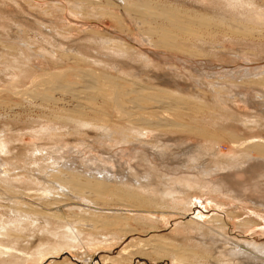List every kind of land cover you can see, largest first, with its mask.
<instances>
[{
	"label": "rangeland",
	"instance_id": "1",
	"mask_svg": "<svg viewBox=\"0 0 264 264\" xmlns=\"http://www.w3.org/2000/svg\"><path fill=\"white\" fill-rule=\"evenodd\" d=\"M115 1L0 0V139L3 140L0 142L6 143L4 145L7 146L5 152H0L3 162L2 166L0 164V246L6 243L3 235L12 228L7 219L15 218L19 211L27 209L30 213L15 219L16 224L64 228L63 225L68 223L71 224L75 236L73 247L65 249L62 245L50 241L45 232L27 236L24 231H16L14 236L23 239L30 237L27 249L34 248L37 254H43L38 264H219L218 259L223 264L226 259V256L222 255L223 246L217 252L205 249L206 244L202 243L201 235H198L199 232L193 223H201L204 231L212 228V232L216 233L221 229L220 232H226L236 241L247 239L262 243L263 208L256 207L259 209L257 210L252 204H243L239 210H233L237 205L233 198L211 194L207 186L204 188L205 195L197 197L192 208L181 203L175 205L170 200H162L158 196L152 197V200L162 203L147 204L144 200L150 201V195H159L156 189H133L140 197L131 194L130 197L126 187L119 189L117 184L107 180L109 184L106 187L92 192L88 187L95 183L83 175L76 178L77 184L74 188H67L49 174L28 168L22 162L36 146L41 149L42 154H38L41 161L54 159L59 162L55 163L53 160L54 163L52 162L48 170L52 167H63L62 162L66 163V160L82 161V156L88 153L98 156L100 150H117V142L110 139L116 133L113 132L114 127L129 124L143 127L142 120L138 117L143 109L138 111L130 108L134 113L132 122L124 115H119L113 107H109V103L105 104L106 109L101 110L103 96L108 97L106 95L112 94L114 88L123 98L128 91L131 92L141 84L151 87L147 94H152L153 91L158 95L168 96L167 99L173 102L174 110L178 106V115L183 113L192 117L191 122L183 121V124H186L184 131H167V138L161 140L163 150L179 153L183 146L199 144L204 150H216V163L226 161L232 153L238 160L240 158V163H244L241 160L245 157L238 153L247 149L253 157L259 154V151L247 148L249 145L246 143L255 135L261 134L264 137V131H253V125L248 119L252 118L250 116H253L254 111L264 115V109H259V106H256L259 110L251 106L249 109L248 105L241 101L223 102L219 99L221 95L229 99L234 97L228 94L230 97L226 96L227 83L221 85L224 81H234L222 75L223 71L240 72L245 67L264 65V23H261L264 21V0H130L129 3L139 5L138 9L133 6V10H138L139 14L131 10L130 16L123 11L127 4L123 5L122 0L117 3ZM134 13L139 19L134 18ZM176 18L180 19L181 23H178ZM144 20H147L146 24L152 23L149 25L155 27L164 21L162 29L170 30L172 35L178 37L175 38L178 41H188L184 45H196H191L192 48L201 45L199 40L206 41V45L202 43V46H206L205 53L209 52L210 56H201L197 50H193V60L186 54L156 47V35H150L151 42L148 40L147 43L142 39V35L140 36ZM102 38L112 44L108 41L105 43ZM175 39L172 41L178 43ZM180 41L178 44L182 45ZM20 47H25L27 51ZM157 52L160 53L159 56L155 55ZM78 54L85 58H82L84 63L80 61L82 56ZM168 55V58L172 56L173 59H168ZM86 58L90 59L89 63ZM178 58L179 61L175 60ZM197 59L205 62L203 66L207 69L216 71V81L222 79V82L217 83V87L224 86V92L220 88L222 91L216 93L210 86H205V83L200 86L193 81L188 72L191 71L188 68L189 61L194 64ZM94 60H97L96 63ZM186 61L189 63L185 66ZM78 62L79 67H91L99 73L104 71L107 76L93 82H78L74 77L68 76L69 68L76 66ZM166 72L169 76H164ZM136 73L141 75H136L140 84L128 77ZM237 81L235 82L240 84L239 80ZM86 83H91L92 88L86 90ZM247 84L253 85L250 82ZM210 92L214 93L213 96ZM83 94L91 97L92 103L88 102ZM155 105H151L150 110L157 109ZM75 108L82 110L87 121L93 119L98 124L105 123L113 128L110 129L112 136H106L109 140H105L103 135H98L96 128H85L86 130L72 133L70 130L77 122L67 123V119H78L76 113V116L71 118ZM67 125L71 126L68 132L65 130ZM146 137L157 140V137L152 135ZM244 140L246 143L243 144ZM69 145L73 148L68 149ZM124 148L129 150L130 145ZM7 154L12 161L8 159ZM209 160L212 162V158ZM31 171L41 177V185L38 187L42 189H25L24 192L20 188H25V182L29 178L27 173L32 174ZM17 174L25 177L23 180L21 177L12 178ZM10 178L15 179L12 184L7 182ZM49 187V191H43ZM159 187L165 188L161 184ZM250 194L254 196L256 193L250 190L247 195ZM217 201L221 204L224 202L225 209L216 208L214 202ZM16 204L19 207H16ZM229 205H232L233 209L229 208ZM229 209L231 215L226 211ZM215 216L221 221H215ZM48 219L51 222L47 221ZM220 222L224 224L220 226ZM208 237L206 236L207 240L211 242L210 236ZM8 244H23L24 247V240L13 244L9 239ZM11 245L8 246L14 250ZM50 250L53 252L48 257ZM7 258L8 255L1 253L0 264H11L7 262ZM35 258L33 259L36 261ZM31 260L24 264H35ZM226 263L229 264L227 261Z\"/></svg>",
	"mask_w": 264,
	"mask_h": 264
},
{
	"label": "bare ground",
	"instance_id": "2",
	"mask_svg": "<svg viewBox=\"0 0 264 264\" xmlns=\"http://www.w3.org/2000/svg\"><path fill=\"white\" fill-rule=\"evenodd\" d=\"M113 1H115V0H113ZM122 1H123V5L127 4V6L123 9V11H125V13L128 14L129 16L131 15V10L135 9V8H133L134 5H135L134 7H136L137 9L139 8V5H136L137 3H129L128 1H130V0H122ZM117 2H118V0H117ZM132 12L138 13V10H133ZM223 13H225V12H223ZM134 15H135V13H134ZM138 17H136V15H135L134 18H138ZM144 21H145V23L142 22V24L144 23L143 24L144 26H141L142 34H140V36L142 35V39L144 41H146L147 43H148L150 35H156L157 36L156 37L157 41H156V45H155L156 47H163V48L170 50V51H176V52H180L182 54H186L187 57L189 56V58H191L193 60L195 58V56L192 54L193 50H197L199 52V55H201V56H203L205 54L208 55L209 52L205 53V51H206L205 47L206 46L205 47L202 46L203 44L206 45L204 43L206 41L203 40V42H202V40H199L201 45L199 44L200 46H197V48H192V46L196 47V45L194 46V45H192L193 43L190 44V42H189L190 45H186V44L184 45V43H188V41L183 43V41L179 40L180 43L181 42L183 43L182 45H180V44H178L179 43L178 39L177 40L175 39L178 37L172 35V32L170 30L162 29L161 26L165 23L164 21H162L163 23L157 24L156 27L153 25L152 26L149 25L152 23L147 22V24H146L147 20H144ZM176 21L178 23H181V20L178 18H176ZM261 23H264V21ZM138 28H140V27H138ZM111 39H109V40H111ZM172 39H175L174 41H178V43L177 42L174 43L172 41ZM102 41H104V42L106 41L105 43H107L108 40L106 38H104ZM154 42L155 41H153V43ZM27 43H29V42H27ZM109 43H111V41ZM113 43H115V42H113ZM153 43H151V44L153 45ZM109 46H110V44H109ZM113 46H115V45L113 44ZM20 48H22V47H20ZM24 48L25 47H23L22 49L26 50V48L25 49ZM78 52L79 51H77V53ZM173 53H175V52H173ZM161 54H163V53H161ZM155 55L159 56L160 53L157 52V54H155ZM126 56H127V54H126ZM135 56H138V55H135ZM208 56H210V54ZM146 57L148 58V60L150 59L148 56H146ZM168 57H169V55L167 56V58ZM82 58H83V56L81 57V59ZM81 59H80V61H83V59H85V58H83L82 60ZM168 59H173V57L171 56V58H168ZM77 60H79V59L77 58ZM89 60L87 59L88 63H89ZM175 60L179 61V58L175 59ZM96 61L97 60H94L95 63H96ZM79 62L76 66L73 65L72 67L69 68V74H68V76H71V77H74L75 79H77L78 82H80V81L93 82V80H95V79H99L101 77L107 76L106 72H104V71L99 73L98 71L94 70L91 67L87 68L84 66L85 67L84 68V67H82V65L79 67V64H80ZM84 62L85 61H83V63ZM148 62H150V61H148ZM189 62H190V65H189V67L188 66L187 67L190 68L191 71H188V72L192 75L191 77L193 78V81L196 82V84L198 83V85L201 86V84L205 83L204 84L205 86L206 85L210 86L211 90L216 91V93H217V91L220 92L221 89L224 92V90H225L223 88L224 86L223 87H221V86L217 87V83L222 82V79L219 78L216 81V71L214 69H207L206 67H204L203 63H205V62L201 61L200 59L195 60L194 64H192V61H189ZM189 62L186 61L184 63V65L186 66V63H189ZM118 67L116 68V70H118ZM170 69H172V68H170ZM187 70H189V69H187ZM231 71L232 70L223 71L222 75H224L226 77H230L234 81H232V80H230L229 82L224 81L223 83H221V85L222 84L225 85V83H227L228 88L226 87V90H225V92L227 91L226 96L230 97L228 95H232V96L234 95V97H233V99L232 98L229 99V98H225L221 95V99H219V100H222L223 102L226 100L233 101V102L234 101L235 102L241 101L244 104H246V106L248 105V107L251 106L253 108V107L259 106V109L260 108L264 109V65L245 67L240 72H236V71L231 72ZM167 72L164 74V76L168 75ZM185 72H187V71L185 70ZM169 74H170V72H169ZM136 75L139 77L141 76L138 73H136L135 75L131 74V75H129V76L127 75V76L129 78L132 77V79L137 80V83L140 84V81L137 79ZM186 75H187V73H186ZM237 80H239L240 84L235 82ZM247 82L253 83V85L247 84ZM84 86L87 90V88L88 89L92 88L93 85L91 83H89V84L86 83ZM149 88H151V87H146V86H143L141 84L138 87H136V89H133L131 91L132 93L128 91L130 94L127 92L124 95V97H126V99H124V97L122 98L120 96L119 91H116V89L113 88L112 94H107L106 96H108V97L104 98V96H103V100L101 99L103 102V108H101V110H104V108L106 109L105 104L109 103L110 104L109 107H113L114 110L117 113H119V115H124V117H126L129 121H132V122L134 121V113H132L133 110H131L130 108H133L134 110H138V111H140V110L142 111V109H143L142 112H140V113L138 112L139 113L138 117L140 120H142L141 124L143 125L144 128L143 127L130 126V124L126 125V126L125 125H122V126L116 125L114 127L115 131L113 130V132H116V133L112 136L110 133L112 130H110V129H113V128H110L109 125H105V123L104 124H98L95 122L96 120H93V119H90L89 121H87L83 116L82 110H77V108H75L76 110H74V114L73 115L70 114V115L72 118V116H74L76 113L77 116L76 115L75 116L78 117V119H75V118L70 119V117H69V119H67V123L74 124L77 122L76 124H74L75 126L73 125L74 127L70 130L72 133L83 131V129H85V128L86 129L87 128L88 129L89 128L90 129L96 128V129H98V135H103V137L104 136L106 137L107 135L110 134L112 136L110 139L114 140V142H117V144H116V147H118L117 150H115V151H105V150L101 151L100 150L98 156L93 155V154L89 155V153H88L87 155L82 156V161L80 158H79L80 161L75 160V159L71 160V161L66 160V163L62 162V164L64 165L63 167L60 166L57 169L52 167L51 170H48L47 168H50V166L52 165V162L54 163L55 160L53 159L54 161L50 160L47 162L41 161L40 157H38V154L39 153L42 154V152H41L40 147L36 146L35 148L31 149V151H29L28 156L25 158L26 160L23 159L22 162L28 168L38 169L39 172H45L46 174H49L50 176L53 177L54 180H56L58 183H60L64 186H66L67 188H74V186L77 184L76 178L79 177L80 175H83V176H87L88 179L92 180L95 183L94 185L88 187L89 190L92 192L93 191L98 192V191H100L101 188L106 187V185L109 184L107 182V180L112 181L115 184H117L119 186L118 187L119 189L126 187L127 193H129V195L131 194L132 196L133 195L138 196V193L133 191V189H138V190H142V191L156 189V192L159 195H150L151 199L148 198L150 201H146V199L144 200V202L147 204L160 203L161 201L159 202V201L155 200V202H154L152 200V199H154L152 197L158 196L162 200H166V199L170 200L175 205L178 203H181L184 206H187L188 208H192L194 205L195 199H197V197H199V196L205 195L204 188H205V186H207L210 189L211 194L214 193V195L215 194H217L218 196L219 195H225V196H230L231 198H233L234 203L237 204L234 206L236 209H233L232 205H229V208L231 207L233 210H239L240 205H243V204H246V205L252 204V206L254 208L257 207V208H263L264 209V137H263V135H261V134L255 135V136L251 137L250 139H248L247 143L245 140L242 142L243 144L245 142L247 145H249L247 148H250L251 150L254 149V150L259 151V152H257L259 154L256 157L251 156L248 149L246 151L243 150L244 152H241V153L238 151L239 152L238 155L243 154V156L245 157V159L242 158V160H241V162H244V163H240V161H239L240 158L238 160L235 157L236 155H233L234 153H232L233 156L228 155V159L226 161H223L220 159L221 161L216 163L215 159H216V155L218 154V153H216V150L215 151L209 150V149L204 150L202 148V146L199 144H195V145L188 144L186 146H183L180 148L179 153L165 151L161 147V140L163 138H167V136H166V134H168L167 131H176V132L184 131L186 124H183V121H185V122L187 120L190 121L192 119V117L189 116V114H183V113L181 115H178L179 112L176 113V110H178V106L174 110V107L172 105L173 102H171L167 99L168 96L158 95L157 93H155L153 91H152V94H147V91L149 90ZM205 88H207V87H205ZM152 89H157L158 91L162 90L161 88H152ZM211 94H212L211 96H213L214 93H211ZM221 94H224V93H221ZM75 95H77V94H75ZM104 95H105V93H104ZM217 96H219V95L217 94ZM83 97H85V99H87L88 102L92 103L93 99H91V97L88 98V96L86 94H83ZM83 100H84V98H83ZM125 103L129 104V106L128 105L126 106ZM230 103H232V102H230ZM153 104L157 105V107H156L157 109H151L150 110V108H152L151 105L153 106ZM179 104H180V102H179ZM127 107H128V109H126ZM78 109H80V108H78ZM249 109H250V107H249ZM255 109L257 110L258 108L256 107ZM186 111H188V110H186ZM157 112H159L160 114H158ZM166 112H168V114H165ZM262 112H263V110H262ZM252 114H253V116L248 115V116L252 117L248 120L253 125V128H254L253 131L258 132V133H262L264 131V119H262L264 115H261V114L257 113L256 111H254V113H252ZM174 115H176V116H174ZM64 122L66 123L65 120H64ZM106 124H108V123H106ZM189 126L192 127V125H189ZM65 127H66V129H65L66 132H68L69 128H71L70 125H67ZM163 128H167L168 130H160ZM188 130H190V129H188ZM6 131H7V129H6ZM262 134H264V133H262ZM147 135H152V137H157V140L153 141L152 139H147V137H146ZM105 140H109V137H106ZM241 140H243V139H241ZM1 141H3V140H1ZM236 143H237V141H236ZM238 143H239V141H238ZM4 144H6V143H4ZM4 144L0 142V152L6 151V149H5L6 145H4ZM127 145H130L129 150L124 148ZM116 147H113V148H116ZM153 147H155L156 149H153ZM70 148H73V146L69 145L68 149H70ZM10 153L12 154V152H10ZM17 153H19V152H17ZM84 154H86V153H84ZM8 155L9 154H7L6 156L8 157ZM15 155L19 156V154H15ZM10 158H12V157H10ZM209 158H212V162H209V161H211V160H209ZM4 159H5V157H4ZM8 159H9V157H8ZM9 160H11V159H9ZM15 161H14V163H15ZM1 163H3V162H2V158L0 157V164ZM55 163H59V162L55 161ZM5 165H6V163H5ZM56 165H59V164H56ZM1 166H2V164H1ZM7 169L8 168H6V170L4 169L5 172H7ZM1 170H3V168ZM25 170L28 171V169H25ZM38 171H36V172H38ZM31 173L32 174L27 173V174H29L28 175L29 178H28V180L26 179L27 181L25 182V185H26V186H24L25 188H20L21 190L24 191L25 189H35V190H41L42 189V187H38L39 185H41V181H40L41 177L38 175V173L35 174V173H33V171H31ZM20 177L21 176L17 174V176H14L12 178L17 179ZM24 177L25 176H23V178ZM23 178L21 180H23ZM15 179L10 178V180H8L7 182L11 183ZM160 184L164 185L165 188L159 187ZM253 186H254V188H253ZM50 188L51 187L44 188L43 191H49ZM52 188H53V186H52ZM250 190H254V192L256 194L254 196H251L253 194H250V196L247 195L248 191H250ZM29 191L30 190H28V192ZM109 192H111V191H109ZM115 193H116V191H115ZM26 194H25V196H26ZM22 195H24V193H22ZM131 195H130V197H131ZM43 196H44V194H43ZM11 197H14V196L11 195ZM139 197L140 196H138V198ZM41 198H43V197H41ZM214 201H215V199H214ZM22 202L21 203L18 202V203L22 204ZM198 203H199V201H198ZM214 203L216 204V208L225 209V208H223L224 202L222 204L218 203V201L214 202ZM12 204H15V203H12ZM12 206L13 207H15V206L19 207V205L17 206V204L15 206L14 205H12ZM257 210H259V209H257ZM226 211H227V213H229V215H231V213H232L231 209L226 210ZM28 213H30V212H28L27 209H26V211L21 210V211H19V214H17L18 216H16L15 218L7 219L9 222V225H12V228L10 227L6 231V233L3 235L6 238V243H3L2 245L5 247L0 246V254L5 253L6 256L8 255L7 262H9L11 264H24L29 259H32L35 264H38L40 261L39 259L43 256L42 253L37 254V251H35L34 248L27 249L29 247L28 241H29L30 237H27V239H23L20 236H14V234L18 230L20 233L24 231L27 236H33L34 233H36V232H45V234L47 236H49V238H50L49 240L52 241L53 243H58L59 245H62V247L65 249L66 248L70 249L73 247V244L75 242V239H74L75 236L71 230V226H70L71 224L69 225L67 223L65 226L63 225L64 228H61L60 226L41 228V226L35 227V226L29 225V224L25 226V223H20V224L15 223V219L21 217L23 214H28ZM215 217H216L215 221H216V219L220 220L217 216H215ZM45 218H47V217H45ZM250 218H251V216H250ZM211 219L214 220L213 217ZM221 219L223 220V218H221ZM47 221H49V219ZM49 222H51V221H49ZM194 224H195L197 231L199 232L198 235H201L202 243L206 244V248H205V246H202V247H204L205 249H212L213 251L217 252L218 249H220V247L223 246L224 250L222 252V255L224 254L226 256L225 257L226 259H224L225 263L227 261L229 264H264V242L260 243V242L255 241V240H247V239L236 241L233 238H231L228 234H226V232H220L221 229H220V231H217L216 233L212 232V228H210L209 231H207V230L204 231V228H203L204 226L201 225V223L200 224L199 223H193V225ZM223 224L220 222V226ZM208 227H211V226H208ZM206 236L207 237L210 236L209 240H211V242L207 240ZM9 239H11L13 244H17L18 242H22L24 240V247H23V244H20V245L8 244ZM91 240H93V239H91ZM193 243H195V242H193ZM8 245H11V247L14 248V250H11ZM196 245L198 246L197 243H196ZM188 249L189 248H187V250ZM221 251H222V249H221ZM52 252H53V250H50L47 253V255L52 254ZM33 256L36 257L35 258L36 261L33 259L34 258ZM31 257H33V258H31ZM48 257H50V255ZM48 257L46 256V258H48ZM175 258L177 259V256ZM42 260H43V258H42ZM2 261L6 262V260H4V259H2ZM218 262H219V264L222 263L220 259H218ZM225 263H223V264H225ZM93 264H97V263L95 262ZM216 264H218V263L216 262Z\"/></svg>",
	"mask_w": 264,
	"mask_h": 264
}]
</instances>
